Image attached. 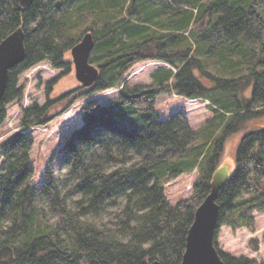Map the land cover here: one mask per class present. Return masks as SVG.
Returning <instances> with one entry per match:
<instances>
[{"label": "trees", "instance_id": "16d2710c", "mask_svg": "<svg viewBox=\"0 0 264 264\" xmlns=\"http://www.w3.org/2000/svg\"><path fill=\"white\" fill-rule=\"evenodd\" d=\"M19 27L26 57L10 70L0 129L8 106L23 99L20 76L46 61L65 67L88 32L100 76L58 98L51 97L57 79L50 82L46 103L26 107L21 130L0 144V264H181L225 142L240 132L235 169L218 198L217 248L222 226L245 227L264 213V125L253 126L264 120V0H33L30 7L0 0V43ZM148 60L177 72L160 67L150 85L130 86L127 76ZM112 90L119 91L110 101L84 104L83 124L32 185L33 130ZM167 94L210 100L215 117L201 129L184 110L161 120L156 105ZM195 170L193 195L172 204L167 185ZM110 207L117 214L103 221ZM219 252L226 264H264Z\"/></svg>", "mask_w": 264, "mask_h": 264}, {"label": "rangeland", "instance_id": "374dc122", "mask_svg": "<svg viewBox=\"0 0 264 264\" xmlns=\"http://www.w3.org/2000/svg\"><path fill=\"white\" fill-rule=\"evenodd\" d=\"M64 62L67 63L65 67L56 68L49 61H46L27 70L20 76L19 87H25L24 96L22 101H15L8 106V119L0 129V144L10 135L21 130L20 121L22 111L26 107L34 103L43 106L46 103L47 87L50 82L57 79L56 83L52 86V98H58L72 90L82 87V84L76 78L71 50L66 54ZM160 67L174 69L172 65L163 61L148 60L137 64L127 76L126 81L130 86L140 84L150 85L152 83L151 75ZM174 71L177 72V69H174ZM205 83L209 85L208 81H205ZM118 91L119 90H112L93 95L90 98H83L73 105L64 115L47 123L45 126L33 130L35 135V146L31 157L35 168V174L31 181L32 185L38 187L45 180V171L50 159L56 153L65 138L68 137L75 128L83 124L82 112L84 104L92 98L110 101ZM210 105L211 101L207 99L190 100L178 97L176 94H167L159 97L156 106L161 120L168 121L170 116L184 110L188 113L192 127L194 129H201L208 121L215 117ZM120 121L123 125L129 127L134 126L128 119L121 118ZM262 124L264 125V120L253 122L254 127ZM240 133L231 135L226 140L219 168L229 165L231 171H234V157L237 145L240 141ZM217 134V138L220 137V132ZM1 163L2 156L0 153V164ZM58 164L59 173L61 176H64L67 172V168L64 163H61V165ZM198 177L199 171L195 170L192 174L182 175L170 182L166 190L169 201L176 205L181 200L190 198L193 195L194 186ZM116 214L117 208L110 207L102 220H111L115 218ZM216 240L218 249L225 254L236 258L247 257L259 263L264 262V213L254 212L253 221L245 227L235 229L229 225L222 226ZM256 246L258 247V251H255Z\"/></svg>", "mask_w": 264, "mask_h": 264}, {"label": "water", "instance_id": "95a60500", "mask_svg": "<svg viewBox=\"0 0 264 264\" xmlns=\"http://www.w3.org/2000/svg\"><path fill=\"white\" fill-rule=\"evenodd\" d=\"M22 7H30L33 0H18ZM26 33L22 27L16 29L0 43V101L3 98L10 70L21 65L26 57ZM96 41L93 33L83 35L71 49L77 80L84 88H91L100 76V68L91 62ZM233 171L229 165L218 168L211 181V191L198 207L191 226L186 251L181 264H226L215 244L220 218L218 198L220 191L231 178ZM154 264H161L155 261Z\"/></svg>", "mask_w": 264, "mask_h": 264}, {"label": "snow or ice", "instance_id": "6c2138e0", "mask_svg": "<svg viewBox=\"0 0 264 264\" xmlns=\"http://www.w3.org/2000/svg\"><path fill=\"white\" fill-rule=\"evenodd\" d=\"M2 55H3V53H2V51H0V57H2Z\"/></svg>", "mask_w": 264, "mask_h": 264}]
</instances>
